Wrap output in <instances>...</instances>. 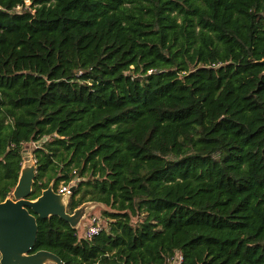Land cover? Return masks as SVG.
Listing matches in <instances>:
<instances>
[{"label": "trees", "instance_id": "16d2710c", "mask_svg": "<svg viewBox=\"0 0 264 264\" xmlns=\"http://www.w3.org/2000/svg\"><path fill=\"white\" fill-rule=\"evenodd\" d=\"M25 1L0 0V201L41 142L30 198L109 208L91 239L36 216L32 251L264 264V0Z\"/></svg>", "mask_w": 264, "mask_h": 264}, {"label": "water", "instance_id": "95a60500", "mask_svg": "<svg viewBox=\"0 0 264 264\" xmlns=\"http://www.w3.org/2000/svg\"><path fill=\"white\" fill-rule=\"evenodd\" d=\"M33 155L31 151L23 154L11 196L0 201V264H64L53 252L32 251L38 230L36 216L41 219L57 216L77 230L93 207L105 206L101 202L87 200L68 212V201L75 186L58 192L53 181L36 198H30L37 167Z\"/></svg>", "mask_w": 264, "mask_h": 264}, {"label": "rangeland", "instance_id": "374dc122", "mask_svg": "<svg viewBox=\"0 0 264 264\" xmlns=\"http://www.w3.org/2000/svg\"><path fill=\"white\" fill-rule=\"evenodd\" d=\"M25 3H26V4H29V1L26 0ZM40 144H41V142H36V143H35V142H28L27 144H24V145L22 146V156H23L24 153H29L30 151H31L32 154H33V153H34V152H33L34 149H35L36 147H39ZM33 158H35V155H33ZM35 160H36V158H35ZM52 181L54 182V180H51L50 182H52ZM50 182H49V183H50ZM75 182H76V181H72V182H70L69 184L66 185V184H64V183L61 181V182H59V184L57 185L56 190H58L59 188H61V187H63V186H65V187H67V188H69V187L72 186V185L75 186ZM10 196H11V194H10ZM103 210H109V208H108L107 206H100V205H98V206L93 207V208L87 213L86 217L81 221L79 229H77V232H78V235H79V236L82 235V231L84 230L85 226L88 224L89 220H90L91 218H93V217L98 218V221L100 222L101 227H105V226H106V218H105L104 216H102V211H103ZM132 218H133V219H132L133 222L137 220V217H136V216H134V217H132Z\"/></svg>", "mask_w": 264, "mask_h": 264}, {"label": "built area", "instance_id": "2783aa9c", "mask_svg": "<svg viewBox=\"0 0 264 264\" xmlns=\"http://www.w3.org/2000/svg\"><path fill=\"white\" fill-rule=\"evenodd\" d=\"M19 8V7H17ZM68 188L63 186L59 188L58 192H64ZM103 227H101L100 222L98 221V218H91L88 222V224L85 226L84 230L82 231V237L86 239H91L95 234H97ZM181 255L176 254V256L171 257L169 260V264H181Z\"/></svg>", "mask_w": 264, "mask_h": 264}, {"label": "flooded vegetation", "instance_id": "af4514ba", "mask_svg": "<svg viewBox=\"0 0 264 264\" xmlns=\"http://www.w3.org/2000/svg\"><path fill=\"white\" fill-rule=\"evenodd\" d=\"M10 195H8L7 197H9Z\"/></svg>", "mask_w": 264, "mask_h": 264}]
</instances>
